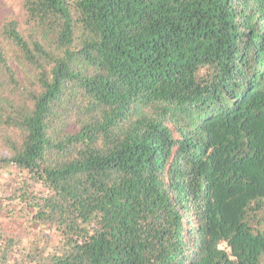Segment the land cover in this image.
Here are the masks:
<instances>
[{
	"label": "trees",
	"instance_id": "1",
	"mask_svg": "<svg viewBox=\"0 0 264 264\" xmlns=\"http://www.w3.org/2000/svg\"><path fill=\"white\" fill-rule=\"evenodd\" d=\"M3 175L0 264H264V0H23Z\"/></svg>",
	"mask_w": 264,
	"mask_h": 264
},
{
	"label": "rangeland",
	"instance_id": "2",
	"mask_svg": "<svg viewBox=\"0 0 264 264\" xmlns=\"http://www.w3.org/2000/svg\"><path fill=\"white\" fill-rule=\"evenodd\" d=\"M23 13V0H0V26L4 19L11 17H21ZM12 180V179H11ZM11 180L7 175H3L1 179L0 187V203L1 198L7 196L10 193ZM12 210H17V206L14 203H10L8 206L0 207V224L4 226V230L9 235H19L25 239L27 231L24 227L23 220L15 213L12 216ZM28 235V234H27Z\"/></svg>",
	"mask_w": 264,
	"mask_h": 264
}]
</instances>
